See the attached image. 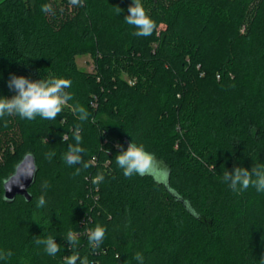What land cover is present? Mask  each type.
I'll return each instance as SVG.
<instances>
[{"label":"trees","instance_id":"obj_1","mask_svg":"<svg viewBox=\"0 0 264 264\" xmlns=\"http://www.w3.org/2000/svg\"><path fill=\"white\" fill-rule=\"evenodd\" d=\"M142 3L156 23L148 37L124 21L132 0H0V97L16 94L11 75L66 78L69 104L90 113L86 122L68 107L55 120L0 119V250L13 253L0 264H63L69 229L90 264H138L137 251L144 264H264V193L237 196L222 183L224 170L264 164V0ZM88 53L94 71L77 63ZM77 124L90 166L73 176L80 166L62 157ZM133 141L155 154L165 179L124 177L117 145ZM27 153L39 166L32 200L8 202L4 181ZM96 224L106 235L93 254ZM49 235L55 257L35 243Z\"/></svg>","mask_w":264,"mask_h":264},{"label":"clouds","instance_id":"obj_2","mask_svg":"<svg viewBox=\"0 0 264 264\" xmlns=\"http://www.w3.org/2000/svg\"><path fill=\"white\" fill-rule=\"evenodd\" d=\"M68 2L74 7L84 6V0H68ZM41 11L45 14H52L54 9L50 3H45L41 5ZM121 11L122 9L118 7L116 14L119 15ZM128 12L129 14L124 17V21L136 29L133 32L134 36L148 37L153 34L156 29V23L143 6L142 0H132ZM71 86V80L66 78L49 76L32 81L24 76L11 75L8 80V87L14 90L16 94L11 98L0 97V119L15 116L27 121L35 120L37 117L44 120H55L58 114H61L64 108L68 107L77 115L80 122H86L90 118V113L87 109L79 103L69 104V101L74 99L73 94L68 91ZM68 138L67 135L62 137L64 141H67ZM71 138L74 143L68 145V149L62 158L69 166H80L73 173V176H78L82 169H88L90 166L83 158L86 150L81 147L80 124H77L71 131ZM117 147L121 150L115 157V163L122 170L124 177L150 176L153 179H157L159 176L167 174L155 154L148 151L144 144H137L133 141L129 143L127 150H124L121 145H117ZM55 155L54 151L44 154L45 159L49 161ZM213 168H215L214 164ZM22 175L30 177L33 172L28 171ZM104 180V174L98 172L92 177L91 182L98 187ZM18 182L19 180L17 179L16 183ZM222 183L226 184L233 194L237 196L243 194L250 187L255 188L257 192L264 193V164L255 163L251 170L237 166H234L231 170H224ZM48 186V182L45 181L42 185V191L46 190ZM45 205V195H41L36 201V207L42 208ZM105 235L106 228L100 224H96L94 228L87 231V243L93 254H97ZM64 238L71 248V255L64 257L63 264H78V262L79 264H90L88 256L81 257L77 250L80 243L78 233L69 229ZM35 243L38 246L42 245L45 254L51 257H55L60 251V244L56 243L52 235L46 238H37ZM12 255L11 250H0V260L7 261ZM117 259H119V256H117ZM134 259L138 264H144L143 253L137 251Z\"/></svg>","mask_w":264,"mask_h":264},{"label":"water","instance_id":"obj_3","mask_svg":"<svg viewBox=\"0 0 264 264\" xmlns=\"http://www.w3.org/2000/svg\"><path fill=\"white\" fill-rule=\"evenodd\" d=\"M38 170L39 166L35 154L27 153L17 164L13 174L5 179L4 198L8 202H12L17 198V196H23L27 201H31L33 196L30 188L36 181ZM28 171L33 172V175L30 177H25L24 175H22L23 173ZM17 179L19 180L18 183H16Z\"/></svg>","mask_w":264,"mask_h":264},{"label":"rangeland","instance_id":"obj_4","mask_svg":"<svg viewBox=\"0 0 264 264\" xmlns=\"http://www.w3.org/2000/svg\"><path fill=\"white\" fill-rule=\"evenodd\" d=\"M77 63L79 65V67L83 70H86V71H94L95 70V61H94V58L91 54H82V55H78L77 56ZM11 150L13 151L14 149L11 148ZM0 160L1 161H4L5 158H4V153L2 151H0ZM162 167L164 169L165 166L162 164ZM166 175H161L159 176V179H165Z\"/></svg>","mask_w":264,"mask_h":264}]
</instances>
